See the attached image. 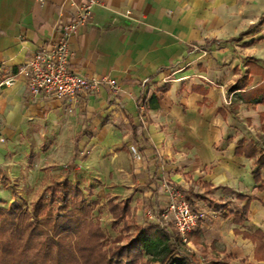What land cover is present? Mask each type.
<instances>
[{
	"label": "crops",
	"instance_id": "0c3cea01",
	"mask_svg": "<svg viewBox=\"0 0 264 264\" xmlns=\"http://www.w3.org/2000/svg\"><path fill=\"white\" fill-rule=\"evenodd\" d=\"M80 1L0 0V82L14 76L0 86L1 176L56 172L77 145L71 178L106 196L131 195L136 213L164 210L170 184L202 194L194 199L200 235L188 244L251 262L255 244L243 234L264 235V190L236 148L261 131L264 105L237 96L263 81L264 20L239 34L259 20L264 0H100L70 40L69 66L116 80L117 92L105 83L75 98L32 96L27 60ZM246 203L247 220L234 224L232 211Z\"/></svg>",
	"mask_w": 264,
	"mask_h": 264
},
{
	"label": "trees",
	"instance_id": "16d2710c",
	"mask_svg": "<svg viewBox=\"0 0 264 264\" xmlns=\"http://www.w3.org/2000/svg\"><path fill=\"white\" fill-rule=\"evenodd\" d=\"M263 20L264 12L258 23L261 25ZM254 26L250 25L248 31ZM245 33L247 30L239 35ZM245 91L238 95L242 101L263 103L264 78ZM144 101H138V109L145 105ZM138 114L143 115L140 110ZM79 138L80 135L76 143ZM236 149L252 159L256 187L264 190V152L258 150L255 143L243 140L238 141ZM80 156L76 145L62 177L52 179L28 208L18 203L14 191L11 202L6 207L0 206V264H199L196 254L186 249V241L173 225L163 221L162 210L151 207L152 222L138 223L131 195L121 199L108 195L101 199L95 195L93 186L71 178L74 161ZM185 195L191 210L199 214L194 199H202V194L190 189ZM242 197L237 195L238 199ZM100 200L110 215L114 237L107 235L100 217L94 215ZM248 211L247 203L235 207L232 211L234 224L242 225L248 218ZM192 233L194 237L200 235L199 221ZM243 235L255 244V259L264 261L263 233L255 230ZM30 250L32 253L27 255ZM204 264L228 263L210 258Z\"/></svg>",
	"mask_w": 264,
	"mask_h": 264
},
{
	"label": "built area",
	"instance_id": "2783aa9c",
	"mask_svg": "<svg viewBox=\"0 0 264 264\" xmlns=\"http://www.w3.org/2000/svg\"><path fill=\"white\" fill-rule=\"evenodd\" d=\"M37 1L42 4L44 0ZM98 4L100 0L73 2V13L69 20L59 26L58 36L41 45L29 57L25 66L28 73V88L32 96L50 94L55 97L75 98L105 83L113 92H117L116 80L89 79L73 71L69 66L70 40L90 20L92 9ZM5 69V65L0 64V73ZM13 78L14 76L5 77L0 82V86H8ZM130 151L135 157L138 156L135 147H130ZM167 191L169 200L166 208L161 212V217L169 221L182 239L187 241L188 235L198 226L200 216L191 210L183 189L170 184L167 186Z\"/></svg>",
	"mask_w": 264,
	"mask_h": 264
},
{
	"label": "rangeland",
	"instance_id": "374dc122",
	"mask_svg": "<svg viewBox=\"0 0 264 264\" xmlns=\"http://www.w3.org/2000/svg\"><path fill=\"white\" fill-rule=\"evenodd\" d=\"M254 25L255 27L260 26L258 21L254 23ZM247 31H248V28H247ZM245 92L246 91L241 92L239 94H244ZM237 100L240 103H247V102L242 101L241 98H239V96H237ZM259 104L264 105V102L259 103ZM259 116H260V120H261L260 123H261L264 119V112H261ZM260 125H261L260 127L261 131L260 132L255 131V133L252 134L253 138H251L250 141H247V143L248 142L255 143L258 150H261L264 152V143H263L264 124H260ZM65 169H66V166L62 165L61 167H58L56 172L54 171L50 172V170H48V167L42 169V171L40 172L38 171L28 172L25 170L26 171L25 174H22L23 171H21L19 173V176L12 177L11 179H9L8 177H2L0 174V200H1L0 206L6 207L8 203L11 202L13 198L11 195V192L14 191L16 193V196H17L16 200L18 201V203L22 206L26 204L25 207L28 208L30 205V202L36 199L43 192V190L46 187V186L44 187V184L49 179H52L55 177L59 178L61 175H63V171ZM94 192H95V195H99L101 199L106 198V192L102 187L94 190ZM102 205H104V203L102 200H100L99 205L96 207L94 211V215H97L100 217V222L103 228L105 229V231L107 232V235L109 237H114L116 233L110 228V215L108 214L107 209ZM136 208L137 206L134 205V217L138 223L148 224L152 222L153 217L151 216H154V215H152L148 209H145V210L140 209L136 213ZM188 242H189V238H187L185 247L188 251H192L196 254L199 264H204L205 260H209L210 258H217L220 260H224L228 264H255L254 261H258L255 259V257H253L254 259H252L251 262L249 263L245 261L246 259H242V261L241 260L233 261L234 258L230 259L229 257V260H227L224 257L222 258V257L217 256L218 254H214V249L212 247H211V250L207 249V246L205 245H200V246L193 245V247H191V245H189ZM29 253L30 254L32 253L31 250L30 252L27 253V255H29ZM14 254H17V252H15Z\"/></svg>",
	"mask_w": 264,
	"mask_h": 264
}]
</instances>
